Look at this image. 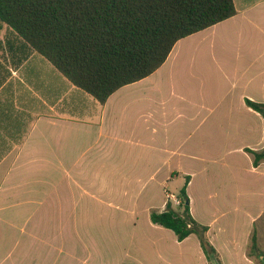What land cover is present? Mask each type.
I'll return each instance as SVG.
<instances>
[{"label": "crops", "instance_id": "0c3cea01", "mask_svg": "<svg viewBox=\"0 0 264 264\" xmlns=\"http://www.w3.org/2000/svg\"><path fill=\"white\" fill-rule=\"evenodd\" d=\"M234 4L104 104L0 20V264H210L197 235L151 220L186 177L195 219L202 195L254 227L264 162L245 149L264 148V118L246 99L264 103V0ZM232 150L231 175H200ZM252 233L238 264H255L237 257Z\"/></svg>", "mask_w": 264, "mask_h": 264}, {"label": "trees", "instance_id": "16d2710c", "mask_svg": "<svg viewBox=\"0 0 264 264\" xmlns=\"http://www.w3.org/2000/svg\"><path fill=\"white\" fill-rule=\"evenodd\" d=\"M237 13L234 0H0V20L13 27L75 86L104 104L123 86L156 72L183 38ZM264 118V103L246 99ZM255 167L264 162V148L245 149ZM181 190L179 210L152 211L154 224L172 230L178 240L199 237L210 264H222L207 238L209 227L191 214ZM249 256L260 264L264 251L257 233Z\"/></svg>", "mask_w": 264, "mask_h": 264}, {"label": "rangeland", "instance_id": "374dc122", "mask_svg": "<svg viewBox=\"0 0 264 264\" xmlns=\"http://www.w3.org/2000/svg\"><path fill=\"white\" fill-rule=\"evenodd\" d=\"M240 155L236 154L233 150L231 152L224 153L223 157L217 161V164L210 165V171L208 173H201L200 175H231L233 168L235 167L234 159L238 158ZM198 168V165H194ZM210 184L213 188V181ZM184 181L177 179L173 180L170 186L167 188V193L174 194L179 197L181 193V187H183ZM208 196L198 195L195 196V212L196 219L203 225L212 228V239L216 242V246L220 247V255L222 258V264H238L240 261L233 259L232 252L236 248H240L243 244L244 234L249 230L251 232H256L259 238V244L264 251V213H261L255 222L254 227H247L248 220L252 213H237V212H218L211 207L212 205L207 199ZM214 197H210L211 199ZM208 201V202H207ZM209 205V206H208ZM259 214V213H255ZM252 233V235H253ZM252 235L250 239L244 242L246 245L242 248V252L237 255L245 263L247 259L254 261L255 264H260V260L255 255L250 257L248 254L251 251L252 245ZM211 241L210 237H207ZM212 242V241H211ZM244 245V244H243ZM238 250V249H237ZM261 259L264 264V253L261 255ZM217 264V263H215Z\"/></svg>", "mask_w": 264, "mask_h": 264}, {"label": "built area", "instance_id": "2783aa9c", "mask_svg": "<svg viewBox=\"0 0 264 264\" xmlns=\"http://www.w3.org/2000/svg\"><path fill=\"white\" fill-rule=\"evenodd\" d=\"M167 200H168V202H170L173 206H177V207H179V206H181V204H182V200L178 197V196H176V195H174V194H167Z\"/></svg>", "mask_w": 264, "mask_h": 264}, {"label": "water", "instance_id": "95a60500", "mask_svg": "<svg viewBox=\"0 0 264 264\" xmlns=\"http://www.w3.org/2000/svg\"><path fill=\"white\" fill-rule=\"evenodd\" d=\"M188 204H190V201H188Z\"/></svg>", "mask_w": 264, "mask_h": 264}]
</instances>
